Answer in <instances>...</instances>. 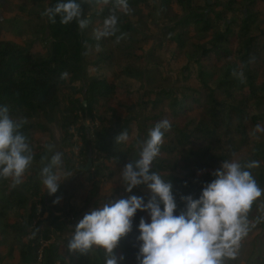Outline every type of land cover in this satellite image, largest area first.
<instances>
[{
	"label": "trees",
	"instance_id": "1",
	"mask_svg": "<svg viewBox=\"0 0 264 264\" xmlns=\"http://www.w3.org/2000/svg\"><path fill=\"white\" fill-rule=\"evenodd\" d=\"M29 1L39 6V11L30 13L23 29L17 27L13 34L27 33L33 16L44 21L43 31L28 41L22 35L24 45L0 39V105H7L13 118L27 119L21 132L34 153L26 180L20 185L12 187L9 180L0 178V264H105L103 249L94 248L86 254L67 249L75 230L68 222L82 215L78 210L82 200L70 197L64 202L68 194L64 174L84 173L91 154L94 170L104 173L107 183L119 182L125 165L137 158V142L146 139L148 130L164 119L170 121L171 129L164 135L152 171L172 184L177 204L174 215L185 210L181 196L199 199L204 185L215 179L210 174L199 176V171L218 168L242 150H247V156L240 162L259 161L252 173L264 188V131L252 134L256 125L264 128V83L260 82L264 9L258 7L264 0H127L128 14L115 10L118 31L100 40L95 39L94 31L102 27L114 3L92 0L82 4L90 24L81 32L76 22L62 25L59 16L56 23L41 16L59 0ZM144 8L149 11L146 17L141 14ZM154 14L162 21L161 41L147 57L136 54L134 50L143 51L150 39L142 31ZM117 37H121L118 43ZM37 44L45 52H33ZM233 70L243 72L242 82L233 77ZM65 72L67 77L61 79ZM157 72L162 77L156 85ZM116 76L133 85L134 95L145 90L136 109L127 108L126 117L114 114L106 122L96 119V107L110 103L116 94ZM66 90L68 102L62 97ZM57 110L64 147L75 144L71 128L76 126L82 148L77 156L65 152V170L59 174L62 182L58 191L49 195L38 174L41 158L52 154L35 143L33 132L43 128L36 119L43 116L52 122ZM195 112L198 114L192 117ZM82 115L90 117L93 126L99 121L93 134L80 122ZM121 131L129 133V140L117 145L115 137ZM72 184L79 186L75 180ZM131 196L142 197L147 203L150 192L144 185L127 192L123 185L121 194L103 203ZM254 214H259V200L250 220ZM148 216L137 210L131 232L114 249L118 264H139L142 242L137 240L138 226L141 218L150 223ZM44 223L48 228L42 227ZM2 247L7 254L2 253ZM121 256L123 260H119Z\"/></svg>",
	"mask_w": 264,
	"mask_h": 264
},
{
	"label": "clouds",
	"instance_id": "2",
	"mask_svg": "<svg viewBox=\"0 0 264 264\" xmlns=\"http://www.w3.org/2000/svg\"><path fill=\"white\" fill-rule=\"evenodd\" d=\"M97 4L114 3V9L105 18L102 27L94 31L96 40L114 35L117 31L118 17L115 10L130 12L127 0H95ZM92 0H59L53 7L41 12L51 23L60 17L62 25L76 22L83 32L90 24L84 16L82 4ZM121 37H117V43ZM99 48V45H97ZM61 74V79L67 77ZM233 77L243 81V72L233 70ZM26 118L15 119L10 115L7 105H0V178L11 180L16 187L23 182L26 171L34 160L33 149L27 137L21 132ZM171 123L164 119L148 130L147 138L137 142V158L132 159L120 172V181L127 192L144 185L150 192V199L144 203L142 197L131 196L114 203H103L91 209L75 226L67 242L69 252L91 253L94 248L103 249L105 264H118L114 249L120 239L132 230L133 217L137 210L146 211L151 222L141 218L137 240L142 242L137 260L139 264H226L235 260L239 254L242 240L257 224L264 222V204L261 212L250 220L249 214L254 203L264 195L252 170L259 167V161L240 162L236 159L224 160L220 169L213 175L215 179L204 185L199 199L191 195L181 196L185 210L174 215L177 208L172 193V184L165 182L159 173L152 171V163L160 154L164 135L170 131ZM264 131L258 124L253 135ZM129 133L121 131L115 143H126ZM51 157L41 158L42 167L38 178L49 195L58 191L61 184L63 154L54 151L55 145L46 144ZM65 179L73 175L65 173ZM63 179V180H65ZM58 199L54 203H58ZM161 204L163 210H161ZM124 257H119L123 260Z\"/></svg>",
	"mask_w": 264,
	"mask_h": 264
},
{
	"label": "rangeland",
	"instance_id": "3",
	"mask_svg": "<svg viewBox=\"0 0 264 264\" xmlns=\"http://www.w3.org/2000/svg\"><path fill=\"white\" fill-rule=\"evenodd\" d=\"M19 6L23 7V10L17 11L14 9ZM258 7L259 9H264V2L259 3ZM37 9L39 11V6L37 8V5L30 2L29 0H0V39L12 40L18 44L24 45L25 41L36 38V33L38 31H43V26L45 23L43 20L36 21L37 19L34 18V16L28 25L27 33L22 31V33L20 32V35L17 34L15 36L13 32L15 33L18 30L17 27L23 29L25 25V18H31L29 14L37 11ZM148 12L149 11L144 8L141 14L146 17L148 16ZM10 22L13 24L10 25ZM145 25V31H142V34H144V36L148 35L150 39L143 46V51L139 52L134 50V52H136V54H143L147 57L153 46L157 45L161 41L160 32L162 29V21L159 20L157 14H154L146 21ZM22 35L26 38L25 41L22 39ZM203 42L204 40L200 41V43ZM33 52H45V48L40 44H37V46L33 48ZM209 63L210 62H207V64ZM92 72L95 73L93 68ZM154 77L156 85L160 84L162 75L157 72L154 73ZM116 79L119 83L116 94L110 103H100L96 107V111L94 113L96 119H103L106 122V120H108L107 118H110L114 114L117 116L126 117L127 108L136 109V104L145 89L142 90L140 94L134 95L131 93L133 88L131 83L125 82L120 76H116ZM260 82L264 83V66L261 70ZM69 94L70 93L67 90L62 94V97L66 98L67 102L70 99ZM76 97L83 98V95H76ZM195 114H198V112L192 113L191 116L193 117ZM61 119L62 118L59 110L55 112L54 121L52 122H49L43 116L39 117L36 119V121L40 123L43 128L36 129L33 132V136L36 144L43 146L46 144L55 145L54 151L61 152L63 154L62 170H65V152H68V155L71 154L77 156L79 150L82 148V144L77 135V127L74 126L71 128V134L75 136L73 139L75 144L69 149L64 147V135L61 131ZM80 122L89 129L91 134H93V130L95 128L94 126L99 124V121L96 120L97 124L93 126L90 117H86L84 115H82ZM133 129L134 131H137L136 126H133ZM245 156H247V150H242L235 155L234 159L241 161ZM87 162L88 159H86V163ZM92 163L93 165L96 164L94 158H92ZM218 169H220V167L199 171L198 175L202 176L205 174H210L214 176L213 173ZM104 176V173H98L92 167L89 171L79 173V175H71L66 179L64 177V186L68 193L64 202L67 203L70 197H79L82 200L81 205L78 207V210L82 213V215L78 216V218L71 219V222H68L71 228H75V226L81 220V217L91 209L97 208L101 203L111 200L122 193L123 185L121 181L117 183H107L104 179ZM26 177L27 176L24 175L23 181L26 180ZM74 180L77 181V184H79L77 188H74L72 184L74 183ZM9 184L11 186V180H9ZM261 204H264V195L259 198V206ZM258 215H252L251 220L255 219V217ZM148 221L151 222L150 216H148ZM42 227L48 228V224L44 223ZM1 251L3 254L8 253L5 247H2ZM226 264H264V222H261L252 228L247 237L242 240L241 248L237 258L235 260L227 261Z\"/></svg>",
	"mask_w": 264,
	"mask_h": 264
},
{
	"label": "water",
	"instance_id": "4",
	"mask_svg": "<svg viewBox=\"0 0 264 264\" xmlns=\"http://www.w3.org/2000/svg\"><path fill=\"white\" fill-rule=\"evenodd\" d=\"M85 105H86V102H85ZM91 154L89 155V158H88V162H87V164H86V168H85V171H89L91 168H92V165H93V163H92V158H91Z\"/></svg>",
	"mask_w": 264,
	"mask_h": 264
},
{
	"label": "crops",
	"instance_id": "5",
	"mask_svg": "<svg viewBox=\"0 0 264 264\" xmlns=\"http://www.w3.org/2000/svg\"><path fill=\"white\" fill-rule=\"evenodd\" d=\"M7 40V39H6ZM12 41V40H11Z\"/></svg>",
	"mask_w": 264,
	"mask_h": 264
}]
</instances>
